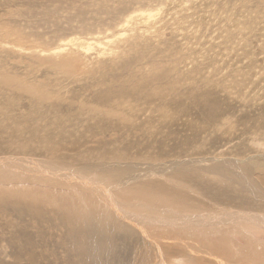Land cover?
Instances as JSON below:
<instances>
[{"label":"rangeland","instance_id":"1","mask_svg":"<svg viewBox=\"0 0 264 264\" xmlns=\"http://www.w3.org/2000/svg\"><path fill=\"white\" fill-rule=\"evenodd\" d=\"M130 100L138 104V113L129 111ZM117 101L118 105L125 101L126 119L101 123V113H120ZM1 114L11 116V124L36 116L40 121H34L32 129L50 128L53 137L71 130L91 146L116 145L122 157L123 152L140 149V158H162L161 164L202 158L264 164V0H0ZM75 119L83 124L77 126ZM79 153L84 151L76 150ZM17 157L40 155L26 152ZM151 163L158 168L159 163ZM145 167L152 169L140 165V170ZM231 171L222 169L216 177L229 182L224 177ZM239 173H234L239 180L232 186L260 185L254 187L257 191L242 193L253 202L251 208H263L252 214H263L264 183ZM217 207L224 209L212 205L213 210ZM16 221L19 224L11 225L14 231L6 227L8 234L0 235V264H28L26 258L36 254L48 258L49 263L45 259L42 264H87L82 255L69 258L74 240L64 249L57 248L55 240H46L40 250L22 247L24 239L40 242L33 228L17 232L21 225ZM130 227L138 234L137 228ZM252 227L250 232H240L251 234L258 245H246L242 233L226 234L239 245L234 253L237 259L252 248L264 247V230ZM163 233L168 234L167 245L175 254L163 259L155 246L145 247L138 235L136 248L131 244L118 250L112 254L117 260L108 264H142L146 253L150 256L146 264H251L236 258L225 261L220 253L228 249L219 252L221 246L218 250L212 246L222 243L220 238L178 234V241L176 232ZM261 254L256 258L264 259Z\"/></svg>","mask_w":264,"mask_h":264},{"label":"bare ground","instance_id":"2","mask_svg":"<svg viewBox=\"0 0 264 264\" xmlns=\"http://www.w3.org/2000/svg\"><path fill=\"white\" fill-rule=\"evenodd\" d=\"M120 94L122 95L121 92ZM120 99L118 98L119 101ZM123 103L121 102V106L118 105V101L115 103V107L120 106V113L106 112V116H101L105 115V113H101L98 118L101 123L126 119V116L122 114ZM137 107L138 104L132 101L128 106L132 113H138ZM92 109L94 108L92 107ZM172 116L169 115V117ZM35 117H18L19 119L14 120L11 124L9 121L12 119L11 116L0 115V118H3L0 120V235H7V231L12 230L11 225L19 224L16 220H20L21 227L17 232H23L24 229L31 231L33 228L36 231L33 234L40 242L35 244L24 239L22 247H37L36 249L40 250L42 249L41 244L46 240H55L53 242L55 246L64 249L74 240L76 244L70 246L74 249V253L69 258L73 259L74 256L82 255L87 264H108L116 261L117 259H113L112 254L115 255L118 250L121 251L131 244L136 248L134 244L138 235L142 238L145 247L155 246L158 253L165 259L175 253H173L174 248L172 250V246L167 245L166 237L168 234L163 232L169 233V236L170 233L176 232V240L178 241L180 240L178 234L220 238L223 242L212 246H216L217 250L221 246L219 252L228 249L220 253V256L227 262L235 261L234 258L238 257L234 253L239 245L236 241L227 238L226 234L230 232L235 235L242 233L243 239L247 237L246 245H252V243L258 245L249 237L251 234L245 232H250L251 226L264 230V213L252 214V211L258 210L260 206L251 208L253 202L242 193L250 192L252 187L239 186L237 188L238 185L233 187L232 184L239 180L234 178L236 172H240V176L244 178L249 177V180L252 177L257 182L264 183V166L261 168V162L259 164L256 161L253 164L249 160L241 159V161L239 159H237L238 161H216L215 159L202 158L187 163L170 161V163L161 164L162 158L151 159L150 156L140 158V149L129 152L131 154L123 152L124 157H122L120 156L121 149L115 147L116 145L108 144L106 146L104 142H100L98 147L91 146V142H84L83 136L80 137L71 130L64 134L62 131L53 137L50 128L36 125L32 129L34 121H40ZM166 118L164 122H167ZM75 122H77V126L79 122L83 124L78 120ZM148 123H152V118L151 123ZM113 127H115L114 124L110 128ZM99 128L102 127L99 125ZM71 132L75 134L70 135ZM26 139L27 141H25ZM174 147L176 148V145ZM76 150L84 151V153L76 154ZM26 152L38 154L40 157L16 158V156ZM6 155L12 157H4ZM154 156L156 157V155ZM152 160L159 163L157 164L158 168H155L156 165L151 163ZM208 162L211 163L208 164L209 166L207 165ZM169 164L171 165L169 166ZM140 165H149L152 169L148 170L145 167L147 171L142 169L141 171ZM167 166H169L168 169ZM220 167L224 171L232 170L224 177H228L229 182H223L216 177L219 175L218 172L222 170ZM12 172L18 174H11ZM253 182L255 183V181ZM220 184L224 185L220 187ZM259 187L261 186L259 185ZM188 190H192L194 195L187 193ZM196 194L202 196L203 200L196 197ZM253 198H255V193ZM213 202L219 207H224V209L219 210L217 207L218 209L213 210ZM235 208L238 210L232 211ZM206 209L209 210L206 211ZM22 210L24 212L17 214ZM129 225L137 228L138 234ZM3 226H5V231L7 227L4 234L1 232ZM240 230L245 232H240ZM131 233H135V236H132ZM127 234L130 235L127 236ZM118 237H122L124 242L120 243V239L118 242ZM231 237L233 238V236ZM65 238H70V243L65 241ZM230 243L234 248L229 246ZM261 247L263 249L260 251H258V247L252 248L249 253L246 252L236 259L251 264L260 261L257 264H263L264 259L256 258L258 252H263L261 257L264 258V247ZM131 251L133 253V250ZM127 253L131 255L130 251ZM45 259H48L46 255L36 254L31 258H26L25 262L42 264ZM149 259L150 256L146 253L143 257L144 264ZM134 263L136 264V261ZM181 263L184 262L181 261Z\"/></svg>","mask_w":264,"mask_h":264}]
</instances>
